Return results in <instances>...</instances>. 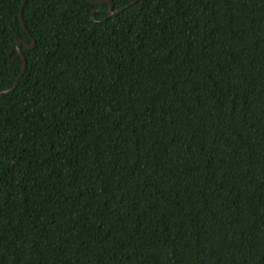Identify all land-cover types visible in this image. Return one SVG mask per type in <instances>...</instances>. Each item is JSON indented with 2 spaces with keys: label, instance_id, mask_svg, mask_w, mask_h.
I'll return each instance as SVG.
<instances>
[{
  "label": "trees",
  "instance_id": "trees-1",
  "mask_svg": "<svg viewBox=\"0 0 264 264\" xmlns=\"http://www.w3.org/2000/svg\"><path fill=\"white\" fill-rule=\"evenodd\" d=\"M101 1L0 0V264H264V0Z\"/></svg>",
  "mask_w": 264,
  "mask_h": 264
},
{
  "label": "water",
  "instance_id": "water-1",
  "mask_svg": "<svg viewBox=\"0 0 264 264\" xmlns=\"http://www.w3.org/2000/svg\"><path fill=\"white\" fill-rule=\"evenodd\" d=\"M139 0H134L133 2L125 5L124 7L118 9V10H115L114 8V5L112 3H110L109 1H101V2H95V4H109L110 5V9H109V16L110 17H115L117 16L118 14H120V12L124 11L126 8H129L130 6L136 4ZM27 0H24L23 2V5H22V10H21V14H20V19L21 21L23 22V8H24V5L26 4ZM28 48L32 49L34 48V44L33 45H27ZM19 53L21 54L22 58H23V61H24V67H23V70L20 74V76L17 78V80L15 81L14 85L11 87V88H8V89H5V90H2L0 91V95L1 94H6V93H9V92H12L18 85L19 83V80L21 78V76L25 73V69H26V65H27V60L25 58V55L24 53L22 52V50L19 48L18 49Z\"/></svg>",
  "mask_w": 264,
  "mask_h": 264
}]
</instances>
